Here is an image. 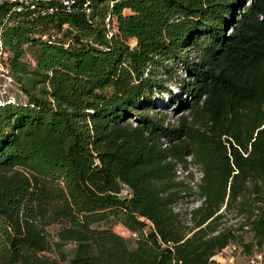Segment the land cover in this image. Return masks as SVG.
<instances>
[{"label": "trees", "instance_id": "1", "mask_svg": "<svg viewBox=\"0 0 264 264\" xmlns=\"http://www.w3.org/2000/svg\"><path fill=\"white\" fill-rule=\"evenodd\" d=\"M89 1L32 20L0 5L21 94L0 98V264H208L238 238L211 235L222 204L264 201V0ZM177 79L172 121L153 97ZM189 154L205 196L191 227L171 209ZM250 223L262 241L264 214Z\"/></svg>", "mask_w": 264, "mask_h": 264}, {"label": "built area", "instance_id": "2", "mask_svg": "<svg viewBox=\"0 0 264 264\" xmlns=\"http://www.w3.org/2000/svg\"><path fill=\"white\" fill-rule=\"evenodd\" d=\"M7 3L12 5V8L20 14H26L27 18L32 20L37 16H44L46 14L57 11L59 7L66 12L74 11L78 0H0V5ZM90 1L82 0V9L89 15ZM109 20V16L106 18ZM60 36L59 33L50 30L43 34L44 38L56 40ZM7 57V51L2 45L0 39V69L2 68V61ZM166 146V143L163 144ZM174 178L181 184L180 198L174 201L171 205L172 211L177 214L181 222L185 226L191 227L193 225V214L202 206L205 201V196L199 192L200 184L202 182L204 173L202 169L193 161L191 154L185 155L182 160L172 159ZM236 172V171H235ZM264 214V201L257 200L255 206L250 214L240 212L235 208H228L226 203L217 210L215 215H222V221L211 235L218 234L223 229H229L235 237L241 238L246 233H252L249 243V251L247 253L246 264H264V239L259 241L255 237L251 229L250 219L255 218L258 214ZM126 234L130 238H136L137 233L131 232L125 228ZM189 233L188 235H190ZM237 238V239H238ZM238 247L234 240L228 241L226 245L218 249L215 253L209 256L208 264H234L236 255L238 254Z\"/></svg>", "mask_w": 264, "mask_h": 264}, {"label": "rangeland", "instance_id": "3", "mask_svg": "<svg viewBox=\"0 0 264 264\" xmlns=\"http://www.w3.org/2000/svg\"><path fill=\"white\" fill-rule=\"evenodd\" d=\"M128 10H125L124 13H127ZM107 18V17H106ZM105 18V22H106V27L108 28L109 27V24H108V21L106 20ZM53 30V29H52ZM54 31V30H53ZM111 33L109 32V35ZM128 44L130 46H133L135 45L136 43V39L134 38H129L127 40ZM173 70L175 72H177V75L180 76V77H185V71L183 69V66L178 62L176 64H173ZM180 80L177 79V83L175 84H171L169 83L168 85H166L168 91L165 92V93H162V94H158V95H155L153 97V104L155 106H157L158 109L168 113V115H170L171 117V120L173 121V119H176V117L183 111L181 107H179V104H180V100L182 97H184V94L181 96V90L178 89V85H181L182 82H179ZM7 97L9 100V98H13V97H18V96H21V94L19 93L18 91V88L15 84L12 83V80L8 77L7 73L0 69V98H3V97ZM172 100L174 101H178L176 104H174L172 102ZM187 112V109L186 111ZM124 193L127 192V189L124 188ZM60 225L59 224H56L55 226H51L49 228L50 232H54L55 229L57 227H59ZM125 228L124 226H122L121 224L117 223L113 226V230L116 232V233H123L124 231V234H126L125 232ZM148 229V228H146ZM253 234L252 233H246L244 234V236H242L241 238H238L235 240V243L238 247V254L236 255V259H235V263L234 264H246V256H247V253L249 251V241L251 240V236ZM124 237L128 238L127 235H123ZM71 245L69 244L68 245V250L70 249ZM66 264V263H64Z\"/></svg>", "mask_w": 264, "mask_h": 264}]
</instances>
